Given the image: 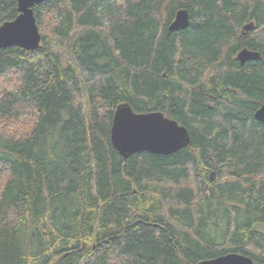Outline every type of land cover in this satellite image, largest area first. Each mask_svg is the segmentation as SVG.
I'll return each instance as SVG.
<instances>
[{
    "label": "trees",
    "instance_id": "16d2710c",
    "mask_svg": "<svg viewBox=\"0 0 264 264\" xmlns=\"http://www.w3.org/2000/svg\"><path fill=\"white\" fill-rule=\"evenodd\" d=\"M183 29L167 26L180 9ZM0 0V25L18 15ZM0 48V264H264V0H45ZM253 28L244 31V25ZM242 48L259 53L242 64ZM190 142L111 145L117 105Z\"/></svg>",
    "mask_w": 264,
    "mask_h": 264
},
{
    "label": "water",
    "instance_id": "95a60500",
    "mask_svg": "<svg viewBox=\"0 0 264 264\" xmlns=\"http://www.w3.org/2000/svg\"><path fill=\"white\" fill-rule=\"evenodd\" d=\"M45 0H17L18 15L0 25V48L16 45L25 50H34L40 44V33L36 25L33 6ZM189 15L180 8L174 13L167 26L168 31L183 29L188 25ZM244 31L253 28L252 23L244 25ZM259 58V53L242 48L236 54L239 63ZM254 117L264 122V105L255 112ZM112 147L124 158L136 152L148 151L155 154L173 153L190 142L187 129L174 119L159 111L138 113L127 103L116 106L110 129ZM195 264H253L250 257L228 252Z\"/></svg>",
    "mask_w": 264,
    "mask_h": 264
}]
</instances>
